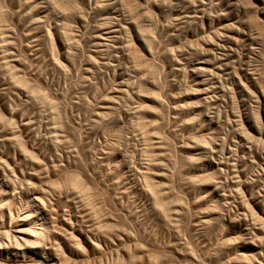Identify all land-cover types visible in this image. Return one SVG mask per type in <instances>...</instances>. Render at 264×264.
Masks as SVG:
<instances>
[{
  "label": "rangeland",
  "instance_id": "obj_1",
  "mask_svg": "<svg viewBox=\"0 0 264 264\" xmlns=\"http://www.w3.org/2000/svg\"><path fill=\"white\" fill-rule=\"evenodd\" d=\"M0 264H264V0H0Z\"/></svg>",
  "mask_w": 264,
  "mask_h": 264
}]
</instances>
